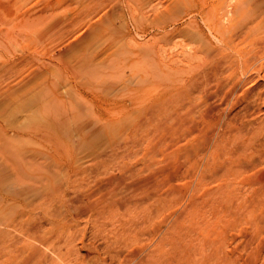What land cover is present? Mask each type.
I'll use <instances>...</instances> for the list:
<instances>
[{
  "label": "rangeland",
  "instance_id": "1",
  "mask_svg": "<svg viewBox=\"0 0 264 264\" xmlns=\"http://www.w3.org/2000/svg\"><path fill=\"white\" fill-rule=\"evenodd\" d=\"M10 1H13L14 4L12 3L9 8L4 9L6 0H0V31L5 29L4 26H10L13 29L12 39L6 41L7 44L4 46H2L3 44L0 46V164L6 163L5 169L4 165L1 168L3 171L9 168L5 172L2 171L7 173V176L0 188V215L2 216L5 211L7 212L9 210L8 205L12 203L10 201L5 202L2 197L4 195L7 196L14 189L15 176H12L14 173L16 174L14 164L16 168H19L22 177L27 178L25 174L28 173L26 175L31 178L28 177L27 182L32 185L38 181L37 179L39 178L36 177L40 174H43V176L41 175L42 179L50 176L57 178V181H64V179L69 180L74 177L76 172V174H79L71 179L75 182V185L72 187V191L69 189L70 194L67 191L65 196L56 195L52 204L46 203L49 207L55 205L60 208V211H62V206H64L63 209L66 210L63 211L65 214L68 213L66 215L67 219L58 222L60 228L63 226L62 231L58 229L59 236L65 238L66 242L60 240V237L57 236V238L51 240L50 246H60L61 248L64 246V251H68L71 248L72 253L69 254L70 259L73 261L70 260V262H73L72 264H80V252L84 254L87 252L85 250L81 251V241L90 236L88 234H92V230H96L95 233L100 236L96 244L103 252L105 251L104 248L106 249V246L118 233L116 228L120 227V223L130 226L132 222L137 223V221L140 222L147 219V229L144 227L145 229L143 230L146 237L142 239V242L144 241L142 246L145 247L147 245L145 253H149L159 243L160 239L165 235L164 233L173 226L192 197H205L207 188L205 189V187L201 186L200 188L202 189H200L193 186V190L188 191L187 183L191 182L193 175L200 168L201 172L210 161H216L212 155H209L211 153L204 144L207 138L206 135H203L204 133L206 134V130L210 126L209 120L205 121L203 114L205 115L207 108L213 104L214 101L210 97L217 87V77L213 74L217 65H223L229 60L238 59V57L242 58L239 54V50H244L242 47L244 48L245 46V49L251 50L264 43V40H260V37L264 39V0ZM50 4H52V7ZM88 13L90 14L88 15ZM102 21L108 24L104 23L105 25H103ZM26 23H29V26H25ZM59 24H63L64 32L62 31V26L59 27ZM66 24L71 27L70 30ZM70 24L72 25L70 26ZM87 25L88 27H86ZM69 31L72 32L71 37L75 35L76 38L65 39V34ZM81 31H83L84 35L80 34ZM110 33L113 34L109 35ZM249 41L252 45H249ZM226 49L231 52L225 51ZM216 52L218 53L216 54ZM32 61L33 63H31ZM263 62L264 59L260 62L258 61L259 64ZM42 72L43 74L40 75ZM221 72L224 75L220 73L219 78L231 80L229 77L230 71L227 73ZM36 74L37 76H35ZM248 74L251 77L249 82L246 83L250 85L243 84L241 88L243 92L240 89L235 94V98L229 102L232 119H234L233 116H235V119L240 118L238 110L240 109L242 114L247 106L248 109L258 111L256 109L257 106L254 104L246 102V106L245 101L242 103L245 105H239L241 102H238V100L243 98L245 92H250L253 89L258 90L264 84L262 79L257 83H253L256 80L251 79H255L258 76L254 71H249ZM40 76L42 77L40 78ZM242 76L245 78L244 75ZM142 77L159 80L162 85L147 87L143 101L139 103L132 94H136L134 89ZM157 77L159 79H156ZM33 79L37 80L33 82ZM28 81L31 83L29 84ZM45 81H48V86ZM39 83L43 85H39ZM44 85L47 86V90ZM252 85L257 86V88ZM16 86L17 88H14ZM33 86L37 87V90ZM225 86L227 87V85ZM43 87H45V90ZM30 88L33 90L31 89V91ZM1 89L6 90L4 92ZM11 89L12 91L9 92ZM49 89L50 92H48ZM240 92L242 93L240 94ZM219 94L220 96H218L216 101H220V98L224 97L221 93ZM94 99L98 100L96 103L103 104L105 108L101 110V113L104 114L103 116L100 112H96ZM27 100L29 102L30 100L33 101L34 104L30 105L31 103L29 104ZM124 102L128 106L130 105L129 110L124 115H119V106L122 103L124 104ZM159 102L161 104H157ZM236 102L239 104H236ZM149 103L151 104L150 107ZM84 105L86 106L85 108H88L87 110H85ZM224 105L226 106V103ZM75 106L76 108H74ZM81 107L83 112L80 111L81 114H79L78 110ZM111 107L114 108L113 112L108 110H112ZM139 107L143 108L140 109ZM262 107L264 110V105ZM148 108L153 109L154 114ZM53 116L57 117V119L55 120ZM120 116L124 120L121 119L120 121ZM261 116L264 117V114ZM65 117L66 119L68 118L67 121H65ZM57 121L61 122L57 123ZM185 121L186 123H184ZM37 124L47 129L49 125L53 128L40 130L39 128L42 127H34ZM191 130H194V132H190ZM200 130H203L202 133ZM41 131H46L47 134L52 132L50 133L52 135L47 137V135L45 136L46 133L43 132V134ZM196 146L201 147L200 155L193 152L196 150ZM186 150L187 152H185ZM220 155L219 158L222 157V153ZM21 158H25L24 161L19 162L23 165L20 166L19 164L18 166L17 162ZM26 158L35 159L39 163L44 162L42 163L43 165H30L31 167L34 166L31 168L29 164H26L27 166L24 165L28 163ZM219 158H217V162L223 160ZM58 161L68 164V167H64L66 172L63 170L61 175L59 173L63 167L61 166L62 163ZM55 162L58 165H55ZM184 162H187L188 165ZM51 164H54L57 170L60 168V171L58 170L59 173L54 169V165L52 166ZM178 164L183 166L184 172L188 171L178 175L179 169L176 168ZM10 165L13 166L10 168ZM67 170H69V173H67ZM9 171L12 173L10 177L8 176L10 174ZM50 172L53 174H49ZM64 173H67L68 176L64 175ZM34 174L36 175L35 178ZM55 174L56 177L54 176ZM108 175L126 176L128 183L132 182V180L143 179L148 181L149 184L146 185V188H142L144 192H137L136 190L133 193V190L130 191L129 188H119L114 191L115 194H112L113 200L127 196L129 200L134 201V204L128 203L126 205L128 210L125 206L121 210H117L118 212L113 213L115 215H113L112 220L102 219L97 222L89 213L81 215V191L86 195L89 194L88 196L90 197L92 196V200L102 198L106 192L102 187V181ZM136 177L138 178L136 179ZM42 179L36 185L34 184L36 188H39ZM174 187L183 190L179 194L177 193L180 196L178 198H175L177 194H167ZM198 189L200 190L198 191ZM38 191L37 189L28 190L24 194L25 197L23 196L22 198V203L19 202V207L15 206L13 208L14 205H11L12 207H10L14 209V213H19V215L20 212L24 211L33 213L36 206L44 205L43 195ZM94 191L98 192L95 193ZM119 192L121 193L119 194ZM137 193H140V196ZM129 194L130 196L134 194L136 198L134 195V197H130ZM158 194L160 197H158ZM164 194L167 196L165 197ZM75 196L77 199L72 200ZM150 196L151 198L149 199ZM135 201L140 202L136 203ZM197 205H199V209L189 212V217L192 214L191 220L185 215L187 211L182 215L184 216L183 218H187V220L183 219L185 221L183 225L186 229L188 228V231L180 233L183 238L188 236L199 237L200 234H195L196 231H193L196 230V225L192 223L194 219H196L194 221L196 224L198 221H201V223L210 222L214 217L211 216L209 211L205 210L207 208L206 202L202 204V208L200 207L201 203ZM100 206L102 207V204ZM1 207L3 211H1ZM175 210H178V212ZM195 210H198V212ZM199 210L207 211V213L205 214L203 211V214L200 215ZM150 211L153 213H150ZM35 212L32 217L34 218L35 216L36 219L32 220L42 221V223L44 222L43 225L45 226L46 223V228H48L50 226L47 223L48 221L42 220ZM9 213L7 212L8 215ZM197 213L200 215L198 219L196 217L198 216ZM207 214L209 215L207 216ZM70 216L74 217V219L71 218L70 220ZM4 219H7L8 222L10 220L9 218ZM4 219L0 218V222ZM173 219H175V222ZM243 220L227 223L228 235L224 241L225 250L229 254L239 252L244 259H254V256H259L260 261L258 264H264V259H262L264 258V222L259 224L256 222L255 224L254 220H251V222L250 220ZM189 223L192 224L190 225ZM147 226H150V228ZM60 233H63V236ZM64 233L66 236H64ZM185 235L186 237H184ZM63 242L64 245H62ZM68 243L70 246L73 243L74 246L77 245L79 247H69ZM166 248H170V246H166ZM125 250L122 251L123 254L120 253L114 256L113 264H131L127 261L130 257L129 250ZM74 254L75 256L79 255L76 257L78 259L75 258ZM96 255L97 252H91L83 264H94L92 261H94ZM101 255L105 256L106 254L103 252Z\"/></svg>",
  "mask_w": 264,
  "mask_h": 264
},
{
  "label": "bare ground",
  "instance_id": "2",
  "mask_svg": "<svg viewBox=\"0 0 264 264\" xmlns=\"http://www.w3.org/2000/svg\"><path fill=\"white\" fill-rule=\"evenodd\" d=\"M58 2H59V0H58ZM12 3H13V1L11 2L10 0H6V4H5V8L4 9L9 8V6H11ZM50 5L52 7V4H50ZM81 9H84V8H81ZM88 10H90V9H88ZM89 14L90 13H88V15ZM88 15H86V16H88ZM86 16H84V17H86ZM96 18H98V16H96ZM99 19H100V17H99ZM106 19H107V17H106ZM94 20H96V19H94ZM25 21H26V19H25ZM28 21H29V18H28ZM63 23H65V22L63 21ZM71 23H72V21H71ZM102 23H103V21H102ZM104 23H103V25H105V24L107 25L108 24V23H105V24ZM20 24H23V23H20ZM96 24H97V22H96ZM62 25L59 24V27H61ZM68 25H67V27H68ZM71 25L72 24H70V26ZM25 26H29V23L28 24L26 23ZM6 27L4 26L5 29L0 31V46L2 44H3L2 46H4L5 44H7L6 41L12 39L13 29H11L12 27H10V26H8L7 28ZM86 27H88V25ZM68 28L70 30L71 27H68ZM64 30H65V28H64ZM62 31H63V26H62ZM82 32L83 31H81V33H80L81 35L83 34ZM66 33L67 34H65V37H64L65 39L66 38H70L72 36V32L71 31L66 32ZM112 34L110 33L109 35H112ZM58 35H60V34H58ZM115 36H117V35H115ZM74 37H75V35L73 37H71V38L73 39ZM59 38H61V37H59ZM260 40H264V39L262 37H260ZM67 41H65V42H67ZM74 41L76 42V40H74ZM250 41L248 43H249V45H252L250 43ZM55 42H57V41H55ZM252 43H254V42H252ZM73 46H70V47H73ZM236 46H234V47H236ZM66 49H68V48H66ZM215 49H217V48H215ZM222 49L224 50V48H222ZM242 49H244V50H239V54H240V56L242 58H239L237 56L238 55L237 54L236 56L238 57V59L229 60L225 64L223 63V61L221 62V60H220V62L223 63V65H217L216 66L213 75L215 77H217L216 78V80H217V85L216 86L217 87L215 86L216 87L215 91L213 92L212 96L210 97V99L212 98L214 102L212 101L213 104H211L210 107L207 108V111L205 112V115L203 114V117L205 116V121L208 119L209 123H210L209 128H207L208 130H206V134L205 133L203 134V135H206V138H207L205 140L204 144L206 145L207 150H209L210 153H211L209 155H212L214 157V159H216V161H214V160L210 161L211 163L207 162L208 164L206 165L205 169H203V171H201V172H200V169H201L200 168L199 171L196 174L193 175V179L191 180V182L187 183V187H188V191H192L193 190V186H194V188H200L201 186H203V188L205 187V189L207 188L206 191L203 189L205 191V197H201V196H200L201 198L192 197V199L190 200L189 204L185 207L184 211L182 210V213L180 212L181 214L179 215V218L176 220V222L174 221L175 219H173V221L175 222L173 224V226L172 227L170 226L171 228H169L167 230V232L164 233L165 235L164 236L162 235L163 236L162 239H160V241L158 240L159 243L156 244L152 248V250L150 249L151 251H149V253H147V254L145 253V247H147V245H145V247L142 246V243L144 242V241L142 242V239H144L143 237H146L143 230L146 228V225L148 224L147 219H144L143 221H140V222L137 221V223H133V222H132V224L129 223L130 226H127L126 224L120 223V227L116 228L118 233H116V236L113 237L114 239H112L111 242H109V244H108V241H107L108 245L106 246V249L104 248L105 251H103L104 254H106L105 256L101 255L103 252L101 251V249L96 244V241H97L98 238H100V236L98 235V233H95L96 230H94V231L92 230L93 233L91 232L92 234H88L90 236H88V237L84 236V237H87L89 239H87V238L82 239L81 244H80L81 251L85 250L87 252L84 254V253H81L80 251H77V252H80V254H81V257H80L81 263L80 264H83L87 260V258L90 256L91 252H97V255L94 257V261L90 260L94 264H113L114 256H117L120 253L123 254L122 251H126L125 249L129 250V254H130L129 256L130 257L128 258V260L127 259L126 260L128 262H130L131 264L132 263L133 264H258L259 263V261H260V259H259L260 257L259 256H256V257L254 256V259H250V258L244 259L242 254H240L239 252H232V254H229L225 250V246H224L225 238L228 235L227 223H229L231 221L232 222H236V221L238 222V221H240L242 219H244V220L246 219L248 221L250 220V222H251V220H254L255 224H256V222L258 224L264 222V117L261 116V115L264 114V113H262L264 111L263 107H262V105H264V84H263V86L261 85L262 87H260V89H258V90L257 89H253L250 92L249 91L247 93L245 92V95L243 94V98L238 100V102L239 103L241 102V104L236 102V104H239V105H245L246 102L249 103V104H254L255 106H257L256 109H258V111H254V109L253 110L248 109V106L246 104L247 107H246V109L244 111L242 110L243 111L242 114L240 113L241 111L238 108L239 109L238 111H239V115H240L239 117L240 118L235 119V116H233L234 119H232V117H231L232 112L229 109V102L232 99L235 98V94L242 88L243 84H245L246 82L247 83L249 82L250 77H251L248 74L249 71H251V72L254 71L256 74H258L257 78H255V79L252 78L251 79V80H254V81L256 80V82H253V83H257L261 79L264 81V62L260 63V64L258 63V61L260 62L262 59H264V43L262 45H259V46L255 47L254 49L252 48L251 50L245 49V46H244V48L242 47ZM227 50L228 49H226L225 51H227ZM211 51H213V50H211ZM228 51L231 52L230 50H228ZM217 53L218 52H216V54ZM219 55H221V54H219ZM224 55H225V52H224ZM220 57H222V56H220ZM217 58H219V57H217ZM31 63H33V61ZM44 64H45V62H44ZM257 64H259V65H257ZM44 66H46V65H44ZM39 68L41 69V67H39ZM221 71L226 72V73L228 71H230L229 77L231 78L232 81L229 80V79L224 80L222 78H219V74L220 73L222 74ZM36 72H37V70H36ZM43 72H44V70H43ZM43 72L40 75H42ZM210 72H212V71H210ZM38 73H40V72H38ZM213 75H211V76H213ZM222 75H224V74H222ZM242 75H244L245 78H243ZM35 76H37V74ZM35 76H34V78H35ZM41 77L42 76H40V78ZM209 77H210V75H209ZM156 79H159V78L157 77ZM34 80H37V79H33V82H34ZM212 80H214V79H212ZM30 81L32 82V80H30ZM31 82H29V84ZM40 82L43 83L42 80H40ZM47 82L45 83L46 85H47ZM212 82H214V81H212ZM42 83H39V85L42 84ZM137 84H138L137 87L134 89L136 94L135 95L132 94V96L133 97L135 96V99L139 103H141L143 101L144 93H145L147 87H149V86H161L162 82L159 81V80H155L153 78L145 79L144 77H142L141 79H139V82ZM225 85H227V87ZM248 85H250V84H247V86ZM12 86H14V85H12ZM17 86L14 87V88H17ZM47 86H45L46 90H47ZM20 87H21V85H20ZM24 87L27 88L28 86H24ZM24 87H23V89H25ZM45 87H43L44 90H45ZM213 87H214V85H213ZM255 87L257 88V86H255ZM35 88L37 90V87H34V89ZM31 89L32 88H30V90ZM56 89H58V88H56ZM5 90H4V92H5ZM10 91H12V89L9 90V92ZM241 91L243 92L242 89H241ZM48 92H50V89H49ZM242 92H240V94ZM219 93H221L224 97L220 98V101H216L218 96H220ZM50 94H52V93H50ZM6 95H8V94H6ZM10 95H13V94H10ZM16 95H18V94H16ZM92 95H93V93H92ZM209 95H211V94H209ZM93 97H95V96H93ZM53 98H51V99H53ZM48 100H50V99H48ZM89 100H90V98H89ZM27 101H25V102H27ZM94 101H95V104H94L95 107L94 108L96 109V112H98V113L100 112L101 113V110L105 109L103 107V104L102 103H96L98 101L97 99H94ZM132 101H135V100H132ZM244 101H245V104H242ZM161 102H159L157 104H161ZM218 102H220V103L218 104ZM28 103L29 104L31 103L30 105H32L33 101L30 100V102L28 101ZM28 103H27V105H29ZM120 103H121V101H120ZM225 103H226V106L224 105ZM132 104H134V103H132ZM24 105H26V104L24 103ZM36 105H38V104H36ZM139 105H141V104H139ZM150 105L151 104L149 103V107H150ZM48 106H49V104H48ZM129 106L127 105L126 102H124V104L122 103L119 106V112H120L119 115H124V113H127V111L129 110ZM135 106H136V103H135ZM85 107L86 106L84 105V108ZM242 107H244V106H242ZM74 108H76V106ZM141 108H143V107H141ZM46 109H47V107H46ZM87 109L88 108H85V110H87ZM111 109L112 110L108 109L109 112H113L114 108L111 107ZM41 110H43V109H41ZM137 110L139 111V109H137ZM148 110L152 111L153 109H149L148 108ZM80 111L83 112V108L82 107H81V109L78 110V112H80ZM67 112H69V111H67ZM81 112L79 114H81ZM152 113L154 114V111H152ZM237 114H236V116H237ZM103 115L104 114H102V116ZM102 116H101V119L103 120ZM144 116H146V115H144ZM49 118H50V115H49ZM53 118L55 120L57 119V117L55 118L54 116H53ZM96 118H97V116H96ZM104 119L106 120V118H104ZM121 119L124 120L123 117H121L119 120L121 121ZM47 120H48V118H47ZM67 120H68V118L66 119V117H65V121H67ZM45 121H46V119H45ZM127 121H125V122H127ZM60 122L61 121H57V123H60ZM54 123H55V121H54ZM184 123H186V121ZM39 124H40V122H39ZM49 124H51V123H49ZM31 126H33V125H31ZM34 127H36V128L42 127V128H39L40 130H42L44 128V126H38V124H37V126H34ZM50 127L51 126L49 125L48 129H50ZM51 128H53V127H51ZM203 128H205V127H203ZM39 129H37V130H39ZM46 129L47 128H44V130H46ZM202 131L203 130H200L201 133H202ZM43 132L46 133L45 136L47 135V137H51L50 135H52V134H50L52 132H49L48 133L49 135L47 134L46 131H41V133H43ZM190 132L193 133L194 130H191ZM182 136L184 137V135H182ZM200 150H201V147L200 146L199 147L196 146V150L193 151V152H196V154H199L201 152ZM185 152H187V150ZM220 153H222V157L221 158H219V156H221ZM188 155H189V153H188ZM217 158L223 159V160L222 161L219 160V162H217L218 161ZM24 159L21 158L20 161L18 160V162H17L18 166H19V164H20V166L23 165V164L21 165V163H19V162L24 161ZM26 160L28 161V163H25L24 165L29 164V166L30 165H34L35 166L36 164L41 165L44 162V161H42V163H39L35 159L34 160H30V159H27V158H26ZM66 160H68V159H66ZM58 162L62 163L61 166L63 167L61 169V171H60V168L58 169L60 171V173L57 170V168L55 169V165L56 164L58 165V163L55 162L54 163L55 165L54 164H51V165L52 166L54 165L53 166L54 169L57 170V172L61 175V173H63L64 167L65 168L68 167V164L65 163V162H61V161H58ZM68 162H69V160H68ZM184 163H187V162H184ZM12 164H14V163H12ZM44 164L47 165L46 163H44ZM179 164L176 167V168L179 169V171L177 169L178 175L188 171L187 170V171L184 172L183 171L184 170L183 166H181V165L179 166ZM3 165H4V169H5L6 163H4V164L1 163L0 164V169L3 168ZM187 165H188V163H187ZM11 166H13V165H10V168H11ZM34 166H32V167H34ZM61 166L59 165V167H61ZM81 166H80V168H81ZM185 166H184V168H185ZM53 167H52V169H53ZM14 168L16 169L15 170L16 174L14 173L15 175L14 174L12 175V176H15V181L13 183L14 184V189H13L12 192H9L7 196L4 195L5 197L4 196L2 197L3 200L5 199V202L6 201L12 202V203L8 202V203H10L8 205L10 211L7 209L8 210L7 212L8 213L10 212V213H13V214L9 213V215H8L7 212L5 211L4 214H2V216L0 215L1 219H4V218H9L10 219L9 222L7 221V219H4L6 222H2L4 220H2L0 222V225H1L0 226V264H72L73 262L72 263L70 262V260H71L70 258L71 257H70V254H69V253H72L71 250H70L71 248L68 249V251L65 250L66 251L65 252L63 250L64 246H63V248H61L60 246L59 247L50 246L51 240L53 238H57V236H59V230L58 229H61L60 231H62L63 226L61 225L62 228H60L58 222L67 219L66 215L68 213L65 214V212L63 211V210H66V209H63L64 206H62L63 207L62 211H60V208L56 207L55 205H51V207H49V206L46 205V203H51L52 204L53 200H54L53 199L54 196H56V195L65 196L66 192L67 191L69 192V189H71V191H72V187H74L75 182L72 181L71 179L74 178L79 173L76 174V172H75L74 173L75 176L73 175L74 177H72V178L70 177L71 179H69V180L68 179L67 180L64 179V181H59V180L57 181V178H53V177H50V176L43 177L44 179H42L43 174H40V175H38L39 177L38 176L36 177V175H35L36 172H35V174H34L35 176L33 175L34 178L35 177L39 178V179H37L38 181L40 179H42L41 182H40V185L37 184V185H39V188L38 187L36 188L35 185H36V183L38 181L37 182L35 181L36 182V183H34L35 185L34 184L32 185V184L28 183L27 179H28L29 175H26L28 173L25 174V176L27 178H24V177H22V175H20L21 172H19V168L15 167V164H14ZM22 168H25V167H22ZM139 168H140V166H139ZM188 168H189V166H188ZM50 169H51V167H50ZM71 169H72V167H71ZM87 169H88V167H87ZM7 170H4V171L2 169L0 170V188L3 185L5 177L7 176V173H3V172H5ZM83 170H81V171H83ZM185 170H186V168H185ZM190 170H192V169H190ZM64 171L66 172V170H64ZM67 171H68L67 173H69V170H67ZM75 171H77V170H75ZM79 171H80V169H79ZM9 172H10V174L8 176L10 177L12 173H11V171H9ZM67 173L66 174L64 173V175L68 176ZM108 173H106V174H108ZM49 174H53V173L50 172ZM109 174H112V173H109ZM174 175H173V177H174ZM183 175H185V174H183ZM54 176L56 177V174ZM69 176H71V175L69 174ZM98 177H100V176H98ZM184 177H186V176H184ZM29 178H31V177H29ZM137 178L138 177H136V179ZM204 181H207V182H204ZM148 184H149V182L146 181V180H143V179L132 180V182L128 183L126 176H123V175L122 176L121 175L120 176L108 175L102 181V187L106 191L105 195L102 198H100L98 200L94 198L95 200H92V198H91L92 196L90 197V196H88L89 194L86 195V194L83 193V191H81V205H80L81 209L79 208L80 211L83 213V214L81 213V215H85V213L87 215V213H89V215H91V217L95 218V220L97 222L101 221L102 219H105V220H108V219L110 220L111 219L112 220L113 215H115L113 213H115L117 210L119 211V209L121 210L122 207H124V206L126 207V205H128V203L131 204V205L134 204V201L133 200H129V198L127 196L126 197L124 196V197H122L120 199H117V200H113L112 199L113 198L112 194L114 193V191H116L119 188H121V189L122 188H129L130 191L133 190V193L136 190H137V192L138 191L144 192L142 188H144V187L146 188V185H148ZM172 186H173V183H172ZM99 188H101V187H99ZM32 189L33 190L37 189V191L39 190L38 192H40L43 195L45 204L44 205H40L39 207L36 206L34 212L36 211L35 214L36 215L38 214V216L42 220L45 219V220L48 221L47 223L50 225L48 228H46V226H47L46 223H45V226H44L43 225L44 222L42 223V221L39 222V221L32 220L34 218L36 219L35 216H34V218L32 217L34 212L33 213H26V211H24L22 213L20 212V215H19V213H14V211H13L14 210L13 208H15V206L17 207L19 205V202L22 203V198H23V196L25 197L24 194L27 193L28 190H32ZM179 189L180 188H178V187H174L172 190L168 191L167 194L168 195H170V194L174 195V194H177V193L179 194L180 192L183 191V190H179ZM200 189H202V188H200ZM200 189H198V191ZM98 191H94V192L96 193ZM94 192H91V193H94ZM150 192H152V191H150ZM120 193L121 192H119V194ZM129 193H131V192H129ZM69 194H70V192H69ZM119 194H118V196H119ZM137 194H139V196H140V193H137ZM159 194H158V197H160ZM133 195L131 194V196H133ZM191 195H189V196H191ZM76 196L72 200H76L77 199ZM129 196H130V194H129ZM166 196L167 195H165V197ZM176 196H175V198L180 197L179 195L177 197ZM135 198H136V196H135ZM137 198H138V196H137ZM150 198H151V196L149 197V199ZM161 198H162V196H161ZM167 198H170V197H167ZM63 199H64V197H63ZM155 199H157V198H155ZM139 200L141 201V199H139ZM165 200H166V198H165ZM140 201H135V202L138 203ZM205 202L207 204V208L205 210L209 211L211 216H214L212 221L207 222L206 221L207 219L205 218L206 222L201 223V221H198V223L196 222V224H195L194 221H196V219H194V221L192 219V221H193L192 223H194V225H196V230H193V231L194 232L196 231L195 234L198 233L200 235H199L198 238L195 237L196 239L194 237H190L188 235H187L188 237H186V235H185L184 237H186V238H183L181 234L184 231H188V228L186 229L184 227V225H183L184 224L183 222H185V221H183V219H185V218H183L184 216H182V215L184 214V212L187 211V214L185 213V215L188 216L187 218L192 217V214L190 215V217H189V214L194 209H199V207H198L199 205H197V204L201 203V205H200V207H201L202 204H204ZM1 203H2V201H1ZM15 204H17V205H15ZM100 204H102V207L100 206ZM11 205H14V207L11 208L12 207ZM45 205L47 206V208H46ZM160 205H162V204H160ZM32 206H34V205H32ZM32 206H30V207L32 208ZM156 206H157V203H156ZM3 207H4V205H3ZM22 207H24V206H22ZM5 208H6V206H5ZM36 208H38V209H36ZM181 208L183 209L182 206H181ZM1 209H2V207H1ZM126 209H127V207H126ZM126 209H124V210H126ZM1 211H3V209ZM11 211H13V212H11ZM72 211H73V209H72ZM153 211H155V210H153ZM175 211L178 212V210H175ZM203 211L199 210L200 215H202L203 213H205V214L207 213V211L206 212L205 211L203 212ZM15 212H16V210H15ZM196 212H198V210ZM150 213H153V212L150 211ZM199 213H197V215ZM5 214H7V215H5ZM69 214H70V212H69ZM200 215L196 216L197 219H198V217ZM208 215L209 214H207V216ZM145 216H147V215H145ZM203 217H205V216H203ZM71 218L74 219V217L70 216V220H71ZM187 218L185 220H187ZM189 220H191V218ZM118 222L119 221L117 220V223ZM192 223H189V224L191 225ZM94 224H96V223H94ZM186 224H187V222H186ZM233 225H234V223H233ZM147 227L150 228V226H147ZM61 234L63 236V233H60V235ZM64 236H66L65 233H64ZM66 238H68V237H66ZM59 239L65 241V238H63V237H60ZM59 242H61V241H59ZM147 243H149V242L147 241ZM62 245H64V242H63ZM68 245H69V247L74 246L73 243H72V246H70L69 243H68ZM166 246H170V248H166ZM65 247H67V246H65ZM74 247L78 248L79 246L76 245ZM72 250H74V249H72ZM77 254H79V253H77ZM74 256H75V254H74ZM77 256H79V255H77ZM77 256H75V258ZM121 256H123V255H121ZM76 259H78V258H76ZM262 259H264V258H262ZM71 261H73V260H71ZM121 262H122V260H121ZM124 263H126V262H124ZM121 264H123V263H121Z\"/></svg>",
  "mask_w": 264,
  "mask_h": 264
}]
</instances>
